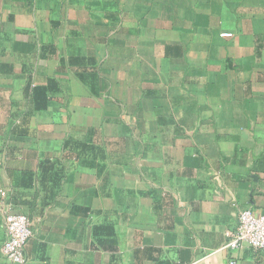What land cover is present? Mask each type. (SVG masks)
I'll return each mask as SVG.
<instances>
[{
    "label": "crops",
    "instance_id": "0c3cea01",
    "mask_svg": "<svg viewBox=\"0 0 264 264\" xmlns=\"http://www.w3.org/2000/svg\"><path fill=\"white\" fill-rule=\"evenodd\" d=\"M232 34V37H223ZM264 0H0V264H264Z\"/></svg>",
    "mask_w": 264,
    "mask_h": 264
},
{
    "label": "built area",
    "instance_id": "2783aa9c",
    "mask_svg": "<svg viewBox=\"0 0 264 264\" xmlns=\"http://www.w3.org/2000/svg\"><path fill=\"white\" fill-rule=\"evenodd\" d=\"M223 37H232V34H223ZM5 228L8 239L2 248L3 255L10 264H27L25 249L34 236L31 220L23 214H8ZM244 247L264 254V213L256 214L250 209L240 212L236 230L228 234L225 248L233 250Z\"/></svg>",
    "mask_w": 264,
    "mask_h": 264
}]
</instances>
